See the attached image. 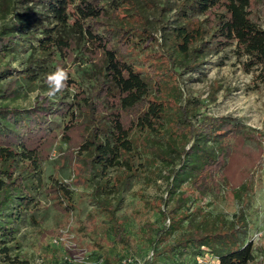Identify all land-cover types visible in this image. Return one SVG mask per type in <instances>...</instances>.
I'll return each instance as SVG.
<instances>
[{"label": "rangeland", "instance_id": "374dc122", "mask_svg": "<svg viewBox=\"0 0 264 264\" xmlns=\"http://www.w3.org/2000/svg\"><path fill=\"white\" fill-rule=\"evenodd\" d=\"M81 1L65 0L70 23ZM87 1L104 8L87 23L143 80L146 93L122 110L104 55L98 51L89 64L90 40L74 36L64 69L81 86L68 80L48 99L46 76L59 56L54 45H38L62 26L54 0H0V47L21 43L7 52L1 47L0 105L32 112L22 131L41 151L38 180L32 161L17 153L8 163L1 151H18V136L0 134L2 204L4 189L28 191L31 199L12 223L14 208L0 205V221L11 227L0 234V264H218L203 245L213 239L250 243L254 256L245 264H264V57L248 53L223 28L228 4L239 1L217 0L204 12L192 9V0ZM246 2L247 17L264 30V0ZM187 32L190 41L177 46ZM74 100L75 127L67 135L62 110ZM118 112L132 150L99 174L84 146L92 138L89 118L101 133ZM202 140L217 156L184 176L180 166ZM179 176L185 178L176 182ZM117 227L130 248L115 239ZM52 230L62 234L55 238Z\"/></svg>", "mask_w": 264, "mask_h": 264}, {"label": "trees", "instance_id": "16d2710c", "mask_svg": "<svg viewBox=\"0 0 264 264\" xmlns=\"http://www.w3.org/2000/svg\"><path fill=\"white\" fill-rule=\"evenodd\" d=\"M216 1L217 0H192V2L197 5L195 6L192 4V9H200L204 12L207 11L209 7L216 4ZM238 1L239 2L231 1L228 4V9L231 15L229 20H226L223 23V28L227 30L229 35L235 37L240 42V45L243 46L248 53L257 57H264V30H261L259 27H257L256 24L247 17V12L245 10L247 0ZM51 5L53 6L52 9L54 10L56 17L60 19L62 26L55 35L50 33L45 34V36L39 40V42H42L38 45L39 48L44 49L45 47L54 45V49H57L59 56V62L56 65L57 67L59 66L64 68L66 67L68 61L67 51L71 46L70 41L75 39L74 36H77V38L81 37L82 39L84 37V39L90 40L92 45L90 52L92 56L88 57L87 61L89 64L93 63L96 59L94 54L98 51L102 52L105 58V67L114 78L115 86L118 88V92L120 94L118 99L120 108H122V110L130 109L139 103L146 93L143 80L135 74L130 66L116 58L113 49L110 47V42L106 38L95 33L94 29L91 28V25L87 23V20L89 19L102 17L104 12L103 6H101L99 2L92 3L91 1L87 0L79 2V4L76 5V11L79 14V18L76 22L70 23V17L65 8V0H54V2H51ZM55 15L52 14L53 17H55ZM12 29H16V27H12ZM190 34V32H187V34L182 35V40L184 42L180 40L181 43L178 42L176 45L181 46L183 43V46L185 47L187 40L189 39L188 36H191ZM8 36L10 38H14L16 34H8ZM20 44L21 43L10 41L9 44L3 45L1 47H3L5 52H7L9 50L11 51L12 49H15L18 46H21ZM6 47H8V50H6ZM3 53H0V55H3ZM67 72L69 74L68 80L71 81L72 85L76 89H79L81 86L80 81L72 76L70 70ZM19 87H21V85H19ZM77 101L74 100L73 103L69 104L70 106L68 105V108L62 110V114L69 116L63 127V132L67 135L75 127V122H72V117L74 116L75 112H73V110L69 111V108H75L77 106ZM88 106L90 109L91 106ZM152 110L156 111L157 108H149L146 113L151 112V114H155ZM10 113L11 116H9ZM30 115H32L31 111L23 114L17 111H9L6 109V106L0 105V134L5 135L6 133H12L18 136V140L14 142L18 151L15 150L14 152L13 150L7 148L1 151H4L3 154L9 157H7L8 163L12 162L11 160H13V156L17 153H19L20 156H22L25 160L29 159L32 161V174H34L35 178L39 180L41 178V168L39 165L41 151L38 148V144L33 145L34 138H32L30 134H27L28 132L22 131L23 129L29 127L28 121L32 117ZM141 118V120L147 121V117L145 115ZM112 119V124L110 123V125L104 127L100 133L98 131V126L94 122V116L90 115L89 118L92 138L87 140V144L85 143L84 146H88L87 149L92 151L93 155L91 161L93 162V166L98 168L99 174H103L106 170L105 168L120 165L123 154L129 153L132 150L130 140L128 139V132L124 127L120 113H115ZM188 123L190 128H188L186 134L188 137L192 138L193 123ZM88 143H92V145L90 146ZM214 149L215 146H213V144L204 145L203 140L202 144L195 142L192 146V154L189 155L188 160H184L185 162H183L180 166L181 172H183L184 176L189 177L193 175L195 170L200 169L202 164L205 163L207 159L214 160L213 157L217 156V153ZM3 171L6 173L8 172L7 170ZM181 172H178V174ZM184 176L175 177V181L179 182L184 180ZM20 190L19 188L13 189V191L4 189L3 194L6 195V198L4 197V200H6L4 204H2L3 200L0 198V205H3L4 208L7 206L10 207L11 205V207L14 208V210H11V214L9 215L10 219L7 218L8 221L11 220L10 223H12L13 219L14 221L19 219L20 213L25 207L29 205V201L31 200L28 191L25 192L26 194L22 195ZM0 210L2 211V208H0ZM10 230L11 227H6V225L2 224V221H0V234L7 233V231ZM114 231V237L117 239L120 246L123 248H130L131 246L125 240L122 228L117 227ZM61 234L62 232L58 230H52V236L55 238L59 237ZM217 241V239L205 241L203 242V245H208L211 247L212 253L216 256H219L218 264H245L249 261V259H251V257L254 256L250 243L226 241L227 243L222 245ZM211 242L213 243L211 244ZM192 245L195 246L193 243ZM172 264H181V261L174 259Z\"/></svg>", "mask_w": 264, "mask_h": 264}, {"label": "clouds", "instance_id": "9594fccd", "mask_svg": "<svg viewBox=\"0 0 264 264\" xmlns=\"http://www.w3.org/2000/svg\"><path fill=\"white\" fill-rule=\"evenodd\" d=\"M68 79V72L62 67H57L54 72L46 76L45 83L47 85V91L44 92V95L48 99L55 98L58 93L65 90Z\"/></svg>", "mask_w": 264, "mask_h": 264}]
</instances>
